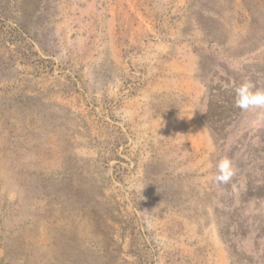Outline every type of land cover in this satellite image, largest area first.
<instances>
[{"label": "rangeland", "instance_id": "374dc122", "mask_svg": "<svg viewBox=\"0 0 264 264\" xmlns=\"http://www.w3.org/2000/svg\"><path fill=\"white\" fill-rule=\"evenodd\" d=\"M245 77L264 0H0V264H264Z\"/></svg>", "mask_w": 264, "mask_h": 264}, {"label": "clouds", "instance_id": "9594fccd", "mask_svg": "<svg viewBox=\"0 0 264 264\" xmlns=\"http://www.w3.org/2000/svg\"><path fill=\"white\" fill-rule=\"evenodd\" d=\"M235 94V106L242 111H252L254 109H264V87H257L255 83L249 78L245 77L233 89ZM259 121H253L257 123ZM231 162L227 159H221L217 165L218 181H227L231 175ZM132 188L138 194L144 190L142 181H134Z\"/></svg>", "mask_w": 264, "mask_h": 264}]
</instances>
